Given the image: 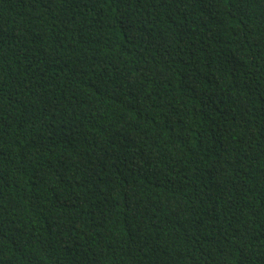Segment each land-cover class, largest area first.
Returning <instances> with one entry per match:
<instances>
[{
	"label": "trees",
	"instance_id": "16d2710c",
	"mask_svg": "<svg viewBox=\"0 0 264 264\" xmlns=\"http://www.w3.org/2000/svg\"><path fill=\"white\" fill-rule=\"evenodd\" d=\"M0 264H264V0H0Z\"/></svg>",
	"mask_w": 264,
	"mask_h": 264
}]
</instances>
